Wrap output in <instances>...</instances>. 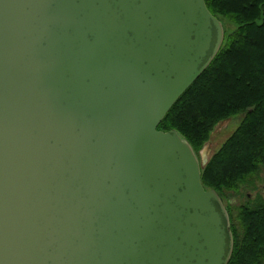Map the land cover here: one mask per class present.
I'll list each match as a JSON object with an SVG mask.
<instances>
[{"label":"water","instance_id":"obj_1","mask_svg":"<svg viewBox=\"0 0 264 264\" xmlns=\"http://www.w3.org/2000/svg\"><path fill=\"white\" fill-rule=\"evenodd\" d=\"M205 0H0V264H229L231 218L159 125L221 51Z\"/></svg>","mask_w":264,"mask_h":264},{"label":"trees","instance_id":"obj_2","mask_svg":"<svg viewBox=\"0 0 264 264\" xmlns=\"http://www.w3.org/2000/svg\"><path fill=\"white\" fill-rule=\"evenodd\" d=\"M221 21V51L159 125L179 131L197 156L215 128L244 115L234 134L202 167V183L222 200L255 185L264 170V0H205ZM228 24L233 29H228ZM237 208L231 218L234 252L229 264H264V198ZM236 220V224H235Z\"/></svg>","mask_w":264,"mask_h":264},{"label":"rangeland","instance_id":"obj_3","mask_svg":"<svg viewBox=\"0 0 264 264\" xmlns=\"http://www.w3.org/2000/svg\"><path fill=\"white\" fill-rule=\"evenodd\" d=\"M228 29H233L234 27L228 24ZM244 115L239 114L232 118H229L221 122L213 131L210 141L204 146L197 156L200 163L203 164L217 153L225 142L234 134L239 125L243 120ZM197 155V154H196ZM259 197L264 198V170L258 178H255V185L244 188L240 194L235 192L225 193V204L229 205L234 219L237 216V208L251 203V206H255V201ZM235 220V224H236Z\"/></svg>","mask_w":264,"mask_h":264}]
</instances>
